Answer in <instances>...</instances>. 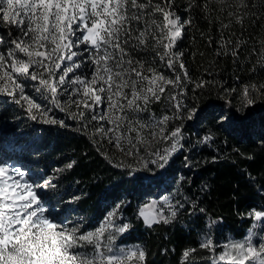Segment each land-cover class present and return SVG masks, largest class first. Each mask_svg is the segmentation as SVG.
Segmentation results:
<instances>
[{
    "label": "snow or ice",
    "instance_id": "snow-or-ice-1",
    "mask_svg": "<svg viewBox=\"0 0 264 264\" xmlns=\"http://www.w3.org/2000/svg\"><path fill=\"white\" fill-rule=\"evenodd\" d=\"M210 4L217 5L221 15L226 13L228 20L220 21L217 54L238 58L241 41L237 38L233 43L231 36H224V30L233 24L243 27L246 20L254 23L264 16V12L254 11L264 8V0L251 4L249 0H188L186 18L177 14L175 0H0V27L7 37L0 36V94L17 105H26L31 119L39 116L45 123L62 126H67L65 121L49 117L52 108L46 103L50 101L63 111L60 96L66 95L69 105L77 109L69 111L73 121L88 127L83 123L88 119L86 112L92 121H107L111 126L105 129L101 125L97 132L140 165L118 166L130 169L131 176L142 171L154 176L157 173L149 165L164 169L172 154L183 147L184 125L169 130L170 121L194 120L201 111L196 96H187L185 81L194 84L193 93L215 83L192 81L183 62L185 53L177 48V42L194 26L193 13L199 10L207 18ZM13 26L18 30L16 36L12 35ZM150 43L162 66L175 73L174 78L155 67H146L144 60L133 56ZM208 43H212L211 38ZM85 61H90V78L87 73L77 74ZM259 62L264 65V50ZM28 88L38 94L35 99ZM233 92L235 89L223 86L218 89L220 98ZM253 94L264 97V84L243 87L245 107L255 103ZM160 102L165 104L166 112L157 119L150 106ZM144 113H148L147 120L143 119ZM229 119L225 111L218 122L223 124ZM210 138L205 136L204 140ZM162 142H168V146L158 147ZM141 148L146 155H141ZM74 163L66 168L71 169ZM52 180L50 176L40 183L33 174L0 155V264H147L148 252L143 245L117 243L132 227L116 222L121 205L94 230H87L83 219L70 224L66 218L59 219L54 209L45 207L47 194L43 189L54 187ZM161 201L167 207L155 214L139 212L149 227L171 223L183 207L178 200L174 206L167 196ZM157 203L152 201L151 206ZM247 216L253 224L246 235L239 240L229 238L223 245H217L212 235L219 221L206 225L199 247L211 254L210 264H264V205ZM218 246L223 248L219 254L215 251ZM196 251L184 250L183 264Z\"/></svg>",
    "mask_w": 264,
    "mask_h": 264
},
{
    "label": "trees",
    "instance_id": "trees-1",
    "mask_svg": "<svg viewBox=\"0 0 264 264\" xmlns=\"http://www.w3.org/2000/svg\"><path fill=\"white\" fill-rule=\"evenodd\" d=\"M187 2L175 0L176 12L182 18H186ZM253 2L249 0L250 4ZM209 7L207 18L199 10L193 13L194 26L177 42V48L185 53L183 62L192 81L203 79L215 83L209 89L193 93L194 84L185 81L189 89L187 96H196L201 111L194 120L170 121L169 130L180 123L184 125L183 147L172 154L164 169L150 164L149 168L157 173L154 176L143 171L136 176L144 178L137 179L129 175L130 169L118 166L140 167L116 148L114 141L109 143L108 138L97 132L101 125L105 129L111 126L107 121H92L88 112V119L83 121L88 127L82 128L81 121H73L69 111L77 109L69 105L66 95L60 96L63 111L54 108L50 101L46 103L52 108L49 117L65 121L67 126H62L45 123L39 116L31 119L26 105H17L7 95L0 94V150L10 146L12 155L40 170L44 179L53 177L55 186L46 187L43 192L47 194V203L59 208V219H83L86 228L91 229L110 210L121 205L116 211L117 223L132 226L122 241L141 242L148 252L147 264H183L182 252L191 248L197 251L190 255L187 264H209L211 254L199 247L206 225L219 221L212 229L215 241L230 234L243 237L252 221L248 211L264 205V97L253 94L255 103L247 107L243 100L245 85L264 84V65L259 62L264 50V16L254 18V23L246 20L243 27L233 24L224 30V36H231L233 43L237 38L241 41L238 58H233L223 53L218 55L216 51L221 37L220 21L228 22L226 13L221 15L215 4ZM254 11L259 14L264 8ZM11 31L13 36L18 35L14 26ZM0 36L7 38L3 27ZM133 56L144 60L146 67H155L174 78L175 73L162 66L151 43ZM87 63L82 69L87 70ZM221 86L235 92L220 98ZM27 92L34 99L38 96L31 88ZM225 111L230 119L221 124L218 117ZM150 112L160 118L166 112L165 104L153 103ZM205 136L211 138L205 141ZM166 146L168 142L158 145ZM71 162H75L74 166L67 169ZM155 191L159 194L174 191L175 203L178 200L183 207L171 223L149 227L139 212L141 204ZM220 250L221 247L215 249L216 253Z\"/></svg>",
    "mask_w": 264,
    "mask_h": 264
},
{
    "label": "rangeland",
    "instance_id": "rangeland-1",
    "mask_svg": "<svg viewBox=\"0 0 264 264\" xmlns=\"http://www.w3.org/2000/svg\"><path fill=\"white\" fill-rule=\"evenodd\" d=\"M84 46L82 45L81 46V48H83ZM88 63V65L90 64V61H87ZM87 73L88 74V76H89V78H90V76H91V72H92V68L91 67H89L88 66V68H87V70H84V69H82V71H78L77 72V74H81V73ZM72 74H70V76H71ZM38 102V101H37ZM142 116H143V119H145V120H147V118H148V113H144V114H142ZM158 119V118H157ZM134 135V134H133ZM181 143H182V141H181ZM126 145V144H125ZM127 146V145H126ZM10 146H7L6 147V149H4V150H0V155H2V156H6V157H8L9 158V160H10V162L11 163H13V164H15L17 167H20L21 168V170H24V171H26V172H30L31 174H33V176H34V178H36L40 183H43V179H44V177L41 175V171L40 170H37L36 168H34V167H32L31 166V164H25V162L24 161H21L17 156H15V155H12L11 153H10ZM17 148L19 149V146H17ZM161 149H163V147H160ZM141 155H145V152H144V150H143V148H141ZM142 173H144L143 171H142ZM45 190V188L43 189V191ZM165 196H167V197H169V199H170V201H171V203L173 204V205H175L176 203H175V201H174V199H175V194H174V191H172V192H163V193H160L159 194V192L158 191H155V193H152V195L148 198V199H146L142 204H141V207H140V211L141 210H143L146 214H155L158 210H160L161 208H166L167 206L166 205H164L163 204V202L161 201V198L162 197H165ZM152 201H158V203H157V205L155 206V207H152L151 206V202ZM45 207L46 208H49V209H54V213H57L58 212V207H56L55 205H50V204H48V203H46L45 204ZM256 210H260V209H257V208H255ZM253 210V209H252ZM252 210H249L248 211V213L249 212H251ZM111 211H113V210H110V212ZM252 220V219H251ZM67 221L71 224L72 222H78L79 221V219H72V220H69V219H67ZM104 220H102V221H100L99 223H97L96 225H95V227H93V228H91V229H87V230H94L96 227H98L102 222H103ZM116 222H117V220H116ZM252 224H253V220L251 221V224H250V226H252ZM249 226V227H250ZM249 229V228H248ZM247 229V230H248ZM247 232V231H246ZM205 233V232H204ZM204 233H203V235H204ZM203 235H202V239H203ZM212 235H213V238H214V234H213V232H212ZM245 235H246V233H245ZM244 235V236H245ZM243 236V237H244ZM243 237H235L234 235H229L226 239H224V240H220V241H215L214 240V242L217 244V245H223V244H225L226 242H228V240H229V238H234V239H236V240H239V239H242ZM201 239V240H202ZM117 243L118 244H121V245H134V244H141V245H143L141 242H130V241H122V239H120V240H118L117 241ZM219 247V246H218ZM223 251V248L221 247V250L219 251V252H217V254H219L220 252H222ZM210 264V263H209Z\"/></svg>",
    "mask_w": 264,
    "mask_h": 264
}]
</instances>
